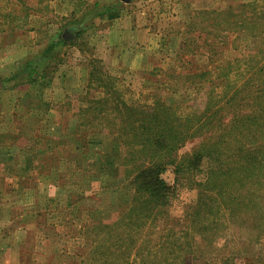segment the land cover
<instances>
[{
	"label": "rangeland",
	"instance_id": "obj_1",
	"mask_svg": "<svg viewBox=\"0 0 264 264\" xmlns=\"http://www.w3.org/2000/svg\"><path fill=\"white\" fill-rule=\"evenodd\" d=\"M114 4L120 8L119 14L128 11L137 23L149 26L153 43L146 54L152 55L151 68L131 70L125 64L122 45L105 46L103 35L111 16L106 10ZM209 10L218 11L220 24H208L209 14L195 13ZM202 26L216 27L221 33L236 31L227 42L219 36L214 45L236 47L237 51L225 53L227 56L242 58L249 53L257 65L264 63V0H0V132L19 129L31 138L42 136L37 144L53 146V141L62 139L77 146L74 124L79 120L73 116L86 105L89 92L95 96L88 88L91 70L97 68L116 76L133 90L146 86L166 96V92L157 90L161 88L158 83L150 82L156 76L148 80V73L158 74L180 58L185 42H197L189 32ZM66 30L72 37H62ZM60 39L66 42L58 46L56 58L37 67L35 78L29 80L25 63L47 43ZM191 58L198 64L207 60L200 54ZM68 72L71 77L66 79ZM65 88L71 91L63 92ZM262 88L259 81L253 80L255 95ZM183 92L167 96V102H193L195 113H201L202 100L195 99L194 92ZM88 117L84 114L81 118ZM97 135L103 140L104 134ZM112 139L107 136L106 158L95 160L104 166L98 170L96 165L95 169L87 166L92 159L83 161L85 167L81 170L70 158L68 163L56 164L51 172L30 175L36 158L21 150L27 147L25 140L16 142L17 147L10 151L0 152V264H121L126 254L124 247L108 249L110 240L103 235L105 229L94 227L98 221H116L121 206L126 207L132 195L131 179L120 172L121 155ZM200 141L201 137H195L185 142L177 150V157L189 154ZM37 147L42 151L41 145ZM247 148L257 177L237 189L241 208L226 212L205 236L195 234L190 241L189 236L182 237L183 245H190L179 253L176 249L163 251L156 260L162 264H264V134ZM234 160L227 166L221 161L220 169L229 167ZM215 167L202 162L200 173H184V178L176 180L172 167L161 174L169 186V207L154 230L143 227L140 239L133 233L138 239L137 247L155 251L159 236L171 227L175 232L180 230L182 219L185 232H193L185 214L194 206L197 193L189 183L203 180ZM202 207L203 212H208L214 204L204 202ZM132 258L129 264H135Z\"/></svg>",
	"mask_w": 264,
	"mask_h": 264
},
{
	"label": "trees",
	"instance_id": "obj_2",
	"mask_svg": "<svg viewBox=\"0 0 264 264\" xmlns=\"http://www.w3.org/2000/svg\"><path fill=\"white\" fill-rule=\"evenodd\" d=\"M202 12L209 14L206 23L218 25L222 22L218 21V11L195 13ZM190 26L196 27V24L191 23ZM234 33L236 31L221 33L216 27L210 29L208 26L189 32L190 37L197 42H185L181 57L173 60L167 69L160 70L159 75L155 71L148 73V80L156 76V80L150 82L158 83L161 88L157 90L166 92V96L158 95L146 86L138 90L125 87L116 76L94 68L89 72L88 88L94 91L95 96L89 92L86 105L79 107L73 116L79 120L74 124V133L78 134L77 146L72 147L62 139L53 141V146L37 144L38 139H43L42 136L31 138L15 129L0 132V152L10 151L17 147L16 142L25 140L27 147L21 150L27 152L30 158H36L29 169L30 175L40 171L51 172L56 164L68 163L70 158L75 159L74 167L81 170L85 167L82 166L83 161L92 159L93 162L90 163V160L87 166L95 169L96 165L98 170L104 166L95 160L106 158L107 136L113 137L117 153L121 155L120 172L131 179L132 195L130 203L126 207L121 206L116 221H98L94 227L105 229L102 233L110 240L106 246L108 249L124 247L126 254L122 256L121 264H129L132 257L135 264H162L156 260L157 255L163 251L169 253L171 249L179 253L183 247L190 245H183L182 237L189 236L190 241L195 234L205 236L216 228L217 222L222 221L226 212L240 209L242 202L238 200L237 189L257 177L255 162L247 147L264 134V89L257 91V95L252 90L253 80L259 81L264 87V63L257 65L249 53H245L242 58L227 56L231 50L237 51L236 47L227 49L226 46L217 48L214 45L213 42L220 38L227 42L229 35ZM65 42L61 39L49 42L38 54L29 58L24 66L29 80L35 78L37 67L56 58L58 46ZM199 54L207 58L204 63L198 64L196 59L194 62L191 58ZM192 66L195 67L189 70ZM255 68L256 73L253 75ZM183 91L194 92L195 99L202 100L201 113H195L193 102H167V96ZM84 114L89 116L87 120L81 118ZM67 125L66 122L64 130ZM97 132L104 134L103 140ZM195 137H201L197 147L178 158L177 150ZM37 145H41L42 151L37 150ZM233 158L235 160L229 167L220 169L223 163L229 165ZM13 162L14 159L11 164ZM202 162L217 167L209 171L203 180L189 183V188L196 189L197 193L194 206L185 214L186 220L190 218L193 232H185L182 219L180 230L175 232L171 227V230L159 236L155 251H148L142 245L137 247L142 228L154 230L159 218L166 216V208L169 207V186L161 174L172 167L175 180L182 178L184 173L193 176L200 173ZM204 202L214 204V208L203 212ZM133 233L138 235V239ZM134 247L135 253L132 255Z\"/></svg>",
	"mask_w": 264,
	"mask_h": 264
},
{
	"label": "crops",
	"instance_id": "obj_3",
	"mask_svg": "<svg viewBox=\"0 0 264 264\" xmlns=\"http://www.w3.org/2000/svg\"><path fill=\"white\" fill-rule=\"evenodd\" d=\"M120 1L124 2V0ZM114 5H116L114 6L116 9L110 7L106 10V13L111 16L108 18V27L103 35L106 40L105 46L122 45L125 48V56L127 59L125 64L131 70H146L151 68L152 55L150 53L146 54L150 51L149 49L152 48L150 43L151 45L153 43V36L151 35L149 26L137 23L128 11L123 13V15L119 14L121 12L119 6L117 8V4ZM117 18L119 19V23L117 20L115 21ZM74 72L75 70H73V74ZM70 74V72L66 74V79L71 77ZM74 77L78 78L75 75ZM77 81H79V79H77ZM78 86L80 85H77V87ZM77 87H75V90H77ZM68 91L71 90H67L66 88L63 90V92Z\"/></svg>",
	"mask_w": 264,
	"mask_h": 264
},
{
	"label": "water",
	"instance_id": "obj_4",
	"mask_svg": "<svg viewBox=\"0 0 264 264\" xmlns=\"http://www.w3.org/2000/svg\"><path fill=\"white\" fill-rule=\"evenodd\" d=\"M62 37H63L64 39H68V38L72 37V34H71L70 31L66 30V31H64V32L62 33Z\"/></svg>",
	"mask_w": 264,
	"mask_h": 264
}]
</instances>
